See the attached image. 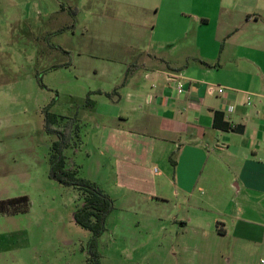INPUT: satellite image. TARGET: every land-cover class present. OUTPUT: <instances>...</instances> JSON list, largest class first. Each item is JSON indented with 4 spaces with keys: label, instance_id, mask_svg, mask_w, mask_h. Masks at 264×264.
Returning <instances> with one entry per match:
<instances>
[{
    "label": "rangeland",
    "instance_id": "1",
    "mask_svg": "<svg viewBox=\"0 0 264 264\" xmlns=\"http://www.w3.org/2000/svg\"><path fill=\"white\" fill-rule=\"evenodd\" d=\"M66 6L73 16L61 11ZM134 14L123 4L101 0H2L0 201L26 197L27 204L22 213H0V264H93L87 261L92 250L96 264L256 263L251 241L211 232L207 222L220 220L227 207L221 197L205 203L198 194L188 201L175 198L168 188L157 199L127 191L128 183L119 188L112 181L113 159L105 155V141L94 136L95 128L90 133L91 126L76 121L101 101L92 93L111 86L117 68L128 61L129 47L141 44L145 34L126 20ZM64 26L71 29L60 31ZM47 105L56 120L50 129L57 130L66 119L78 127L75 148L62 153L65 161L113 202L92 248L90 234L72 220L81 204L79 192L48 177L55 135L44 128ZM217 190L221 195L223 189ZM239 202L251 206L249 198ZM187 217L192 218L189 224ZM239 247L247 249L240 252Z\"/></svg>",
    "mask_w": 264,
    "mask_h": 264
},
{
    "label": "crops",
    "instance_id": "2",
    "mask_svg": "<svg viewBox=\"0 0 264 264\" xmlns=\"http://www.w3.org/2000/svg\"><path fill=\"white\" fill-rule=\"evenodd\" d=\"M101 2L132 8L126 20L145 34L111 86L94 90L101 101L76 118L105 141L113 183L157 199L168 188L188 201L221 197L227 207L207 222L211 232L251 241L255 264L264 261V0Z\"/></svg>",
    "mask_w": 264,
    "mask_h": 264
},
{
    "label": "trees",
    "instance_id": "3",
    "mask_svg": "<svg viewBox=\"0 0 264 264\" xmlns=\"http://www.w3.org/2000/svg\"><path fill=\"white\" fill-rule=\"evenodd\" d=\"M63 10V8H61ZM70 16H73L74 11L72 9H65ZM71 28L64 27L61 28L60 31H67ZM64 54L66 51L61 50ZM204 66L205 63H201ZM130 69H126L123 78L119 84L121 86L124 83L127 75L129 74ZM111 93H103L104 96L109 97L113 94ZM90 93L87 94V96ZM95 94H101L99 91H96ZM87 98V97H86ZM90 101L85 99V105L90 106ZM44 107L43 115H44V128L48 133H52L55 135V140L52 142L50 147V155L48 159V177L55 181L58 185L64 187H71L79 192L81 196V204L72 214V220L75 224H77L81 229L87 231L90 234L89 244L90 248L95 244L96 239L102 234L104 231V222L107 215L113 210V202L110 197L101 190L94 182L86 180L84 178L76 176V170L73 168V165H70L65 160L63 156V151L67 148H72L77 141V132L78 127L74 123V119H66L57 130L50 129V125L54 123L55 116L48 112V107ZM220 117L218 112L213 113V123L217 118ZM61 119H63L61 117ZM216 125V124H215ZM220 128L229 129L228 125L222 123L220 124ZM75 148V147H73ZM172 165V162H171ZM22 204V205H21ZM26 197H16L7 199L5 201H0V213L5 214H17L22 213L25 210L26 205ZM23 206V208H20ZM10 208V210L8 209ZM22 211V212H21ZM89 258L87 261L94 262L96 264L97 255L92 250L88 252Z\"/></svg>",
    "mask_w": 264,
    "mask_h": 264
},
{
    "label": "built area",
    "instance_id": "4",
    "mask_svg": "<svg viewBox=\"0 0 264 264\" xmlns=\"http://www.w3.org/2000/svg\"><path fill=\"white\" fill-rule=\"evenodd\" d=\"M175 91H176L177 94H180L182 92V85L177 83L176 87H175ZM216 92H217V94H221L222 93V89L219 88V89H217ZM249 104H250L249 97L247 96V97H245V105H249ZM228 110H230V108ZM259 264H264V261L263 260H259Z\"/></svg>",
    "mask_w": 264,
    "mask_h": 264
}]
</instances>
